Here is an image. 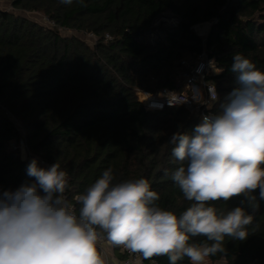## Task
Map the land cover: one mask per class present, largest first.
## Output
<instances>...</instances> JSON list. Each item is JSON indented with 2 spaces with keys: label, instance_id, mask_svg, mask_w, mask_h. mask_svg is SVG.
<instances>
[{
  "label": "trees",
  "instance_id": "obj_1",
  "mask_svg": "<svg viewBox=\"0 0 264 264\" xmlns=\"http://www.w3.org/2000/svg\"><path fill=\"white\" fill-rule=\"evenodd\" d=\"M10 1L46 25L0 10V194L35 180L27 174L31 161L21 159L24 139L31 155L68 173L77 215L75 196L111 167L114 182L147 179L157 206L179 216L191 202L171 179L180 162L169 142L177 132L192 133L201 117L182 107L149 111L137 91L182 92V61L206 52L221 71L207 78L218 93L211 114H219L238 87L234 54L264 71V0ZM168 13L175 22L158 24ZM203 24H211L205 41L194 32ZM252 195L258 207L243 196L214 204L225 212L243 207L253 222L246 240L225 237L226 253L209 262L264 264V199L259 189ZM190 243L211 242L197 236ZM144 261L170 264L167 255Z\"/></svg>",
  "mask_w": 264,
  "mask_h": 264
},
{
  "label": "clouds",
  "instance_id": "obj_2",
  "mask_svg": "<svg viewBox=\"0 0 264 264\" xmlns=\"http://www.w3.org/2000/svg\"><path fill=\"white\" fill-rule=\"evenodd\" d=\"M233 61L238 87L222 111L202 116L192 133L177 132L169 142L180 162L171 179L191 202L185 211L177 216L157 206L160 197L145 178L114 182L110 167L75 196L77 215L65 196L68 173L58 162L43 168L33 159L27 174L34 182L0 194V264H106L97 248L101 233L144 259L167 255L170 264L185 256L206 264L226 253L225 237L246 240L253 216L214 204L243 196L258 207L257 189L264 199V71L239 53ZM197 236L211 243H190Z\"/></svg>",
  "mask_w": 264,
  "mask_h": 264
},
{
  "label": "built area",
  "instance_id": "obj_3",
  "mask_svg": "<svg viewBox=\"0 0 264 264\" xmlns=\"http://www.w3.org/2000/svg\"><path fill=\"white\" fill-rule=\"evenodd\" d=\"M194 61L189 62V60H184L181 63L183 73L180 79L181 81H185L187 88L192 90L190 94L174 92L167 88L161 89L157 94H150L146 91L138 90L137 96L143 106L147 110L154 112H162L167 109L182 107L201 118L204 115H212L211 109L213 108L214 102L218 99V93L215 85L209 83L207 78L215 76L213 67H215L216 64L213 60L209 59L208 54H205V52L197 56ZM212 89H214L216 93L215 99L210 92ZM19 145L22 161L37 159L39 166L43 168H48L52 165L31 155L24 139L20 141ZM12 149H17L15 143L12 144ZM69 182L70 178L68 177V185L65 192L68 201ZM116 247L117 246L111 245L104 235H101L98 240L97 248L100 255L105 259L106 264H145L144 258L140 254L131 253L123 247H118L120 255L123 257L119 259L116 255ZM150 264L156 263L151 262Z\"/></svg>",
  "mask_w": 264,
  "mask_h": 264
},
{
  "label": "rangeland",
  "instance_id": "obj_4",
  "mask_svg": "<svg viewBox=\"0 0 264 264\" xmlns=\"http://www.w3.org/2000/svg\"><path fill=\"white\" fill-rule=\"evenodd\" d=\"M0 10L2 11H5V12H9V13H13V14H16L18 16H23V17H27L28 19L30 20H36L37 22L41 23V24H44L46 25V22L42 19V15L41 14H24V13H21V12H18V11H15L12 6H11V1L10 0H0ZM166 19V20H165ZM162 20H164L166 22V24L168 26H171L175 21L172 20V15L170 13L166 14L164 16V19H161V20H158L157 23L161 22ZM158 23V24H159ZM157 24V25H158ZM211 29V24H203V25H200V26H197L194 28V32L201 38L204 39L205 41V38L207 37L209 31ZM205 54H207L205 52ZM194 58V57H192ZM191 58V59H192ZM188 61V60H187ZM193 60H189V62H193ZM195 62V61H194ZM213 71L214 72V75L217 76V75H220L221 74V71L218 69V67L215 65V67H213ZM179 89H182V92H178L176 90H171L169 88V90L171 91H174V92H178V93H185V94H190L192 92V90L190 88H187L186 84H185V81H179L178 82V86H177ZM218 96V95H217ZM212 110V109H211ZM196 115V114H195ZM19 130L22 132V135H24V131L23 129L21 128V126L17 125ZM206 264H222V262H216V263H211L208 261H206Z\"/></svg>",
  "mask_w": 264,
  "mask_h": 264
},
{
  "label": "crops",
  "instance_id": "obj_5",
  "mask_svg": "<svg viewBox=\"0 0 264 264\" xmlns=\"http://www.w3.org/2000/svg\"><path fill=\"white\" fill-rule=\"evenodd\" d=\"M116 250H117V252L120 254V252H119V248H118V247H116ZM118 253H117V254H118ZM220 262H222V264H225L224 261H220Z\"/></svg>",
  "mask_w": 264,
  "mask_h": 264
}]
</instances>
